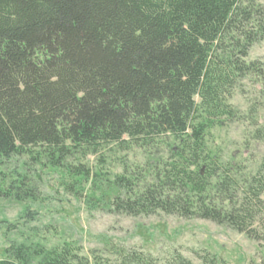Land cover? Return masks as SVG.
Here are the masks:
<instances>
[{
	"label": "trees",
	"instance_id": "obj_1",
	"mask_svg": "<svg viewBox=\"0 0 264 264\" xmlns=\"http://www.w3.org/2000/svg\"><path fill=\"white\" fill-rule=\"evenodd\" d=\"M262 41L258 0H0V198L28 196L24 175L7 188L2 169L38 149L74 185L95 178L114 213L209 220L264 245V159L241 179L206 140L240 118L230 100L242 80L264 85L262 64L248 61ZM112 148L146 152L147 168L125 165L104 189L101 166L68 164ZM0 264L157 262L116 244L84 255L70 242L12 244Z\"/></svg>",
	"mask_w": 264,
	"mask_h": 264
},
{
	"label": "rangeland",
	"instance_id": "obj_2",
	"mask_svg": "<svg viewBox=\"0 0 264 264\" xmlns=\"http://www.w3.org/2000/svg\"><path fill=\"white\" fill-rule=\"evenodd\" d=\"M258 1L264 6V0ZM248 61L259 62L264 68V41L254 45ZM230 103L240 118L216 126L206 140L209 148L245 179L256 173L264 159V139H254L256 127L251 121L257 119L259 126H264V85L253 77L242 80ZM160 152L163 149L153 151L155 155ZM40 153L38 149L30 150L14 157L2 169L1 178L7 176V188L16 171L24 175L28 196L21 200L17 195L0 198V259L12 244L52 249L73 242L84 255L104 252L107 244H116L152 256L157 264H174V256L193 264L214 257L219 264H264L262 242L209 220L162 213L137 217L114 213L107 209L109 198L102 196L95 178L79 180L74 185L66 164L51 167L39 159ZM148 159L146 152L136 148L128 152L112 148L75 161L70 159L68 164L83 163L93 171L101 166L105 189V179L122 174L125 165L132 170L145 169ZM28 214L33 215L32 220ZM255 220L263 221L259 217Z\"/></svg>",
	"mask_w": 264,
	"mask_h": 264
}]
</instances>
